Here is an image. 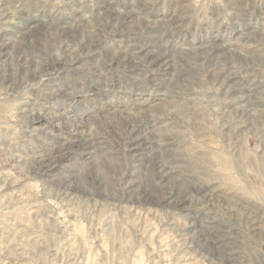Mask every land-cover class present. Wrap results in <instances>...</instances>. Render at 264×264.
I'll return each instance as SVG.
<instances>
[{"label":"rangeland","instance_id":"374dc122","mask_svg":"<svg viewBox=\"0 0 264 264\" xmlns=\"http://www.w3.org/2000/svg\"><path fill=\"white\" fill-rule=\"evenodd\" d=\"M0 264H264V0H0Z\"/></svg>","mask_w":264,"mask_h":264},{"label":"bare ground","instance_id":"6f19581e","mask_svg":"<svg viewBox=\"0 0 264 264\" xmlns=\"http://www.w3.org/2000/svg\"><path fill=\"white\" fill-rule=\"evenodd\" d=\"M115 13H116V12H114V11L111 9V11H109V12L106 11V12L104 13V16H105L106 18H109V19H114L115 21H117V24H118V23H120V22H126V21L128 20V17L132 15V13H129V12H128V13L123 12V14H119V15H118L117 13H116V15H115ZM147 20H148V19H147ZM135 26H136V25H135ZM57 29H63V28H57ZM63 30H64V29H63ZM72 31H74V30H72ZM76 31H77V30H76ZM3 44H4V43H3ZM85 47H86V46H85ZM89 48H90V47H89ZM211 48H212V47H211ZM59 49H60V48H59ZM194 49H195V48H194ZM212 49H213V48H212ZM131 51H132V50H131ZM148 52H149V51H148ZM148 52H146V53L144 52V53H145V54H144V53L141 51V49H139V50L137 51V55H139L140 57L143 56L142 59H141V62H146V61H148V63H149V62H157V61H159V62H161V63H165L166 65L168 64V62H169L168 59H169V58H166V56H164V55L162 56L161 53H160V55H157L154 59H153V58H149V59H150V60H149L147 56H149V54H151V52H150V53H148ZM210 52H211V51H210ZM210 52H209V53H210ZM132 53H133V52H132ZM135 53H136V52H135ZM200 53H201V51H200ZM209 53H208V54H209ZM162 54H164V53H162ZM148 63H147V64H148ZM161 63H160V64H161ZM165 64H164V65H165ZM165 67H166V66H164V68H165ZM1 71H2V70H1ZM2 73H3V72H2ZM231 74H232V73H230V72L227 73L226 78L230 77ZM1 83H2V82H1ZM230 88H231V87H230ZM250 88H251V87H250ZM251 89H252V88H251ZM245 90H246V92H247V88H245ZM249 91H250V89L248 90V92H249ZM248 92H247V93H248ZM63 93H64V92H63ZM249 98H250L249 96L246 97V98H242V99H245V100H246L245 104L248 103V102L250 101ZM249 104H250V102H249ZM56 127H57V126H56ZM134 128H135V127H134ZM78 131H79V130H78ZM84 141H85V140H84ZM83 144H84V143H83ZM80 145H81V144H80ZM85 145H86V144H85ZM165 172H166V171H165ZM202 189H204V188H197V190H199V192H203V193H205V192L207 191V190H206V191H202ZM195 190H196V189H195ZM206 198H207V197H206ZM171 199H172V198L170 197V198H169V201H170ZM208 199H209V198H208ZM169 201H168V202H169ZM177 204H178V203H177ZM213 217H214V216H213ZM211 218H212V217H211ZM213 219H214V218H213ZM254 224H255V222L252 221V222H251L252 230L255 229V225H254ZM201 240H202V238H201Z\"/></svg>","mask_w":264,"mask_h":264}]
</instances>
